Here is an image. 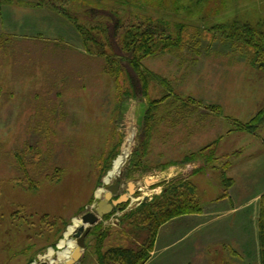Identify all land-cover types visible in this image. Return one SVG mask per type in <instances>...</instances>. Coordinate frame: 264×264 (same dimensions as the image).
Returning <instances> with one entry per match:
<instances>
[{"label":"rangeland","instance_id":"obj_1","mask_svg":"<svg viewBox=\"0 0 264 264\" xmlns=\"http://www.w3.org/2000/svg\"><path fill=\"white\" fill-rule=\"evenodd\" d=\"M45 2L0 0V36L10 39L0 58V264L56 260L54 254L51 260L46 257L48 249L59 251L58 242L72 220L82 222L94 213L103 197L97 191L106 187L104 179L129 132L131 158L114 198L127 191L129 182L135 192L124 207L118 205L90 225L75 264H97L98 233H106L104 247L113 245L124 216L180 178L193 183L202 212L162 225L146 263L259 264L264 125L247 133L237 130L231 119L245 123L261 109L264 73L250 67L241 51L206 38L198 54L188 48L179 55L144 58L143 70L165 78L172 92L160 104L143 154L145 98L121 95L75 22L94 23L112 13L124 28L147 19L206 28L250 24L264 30V0L54 1L75 22ZM107 53L115 52L107 48ZM148 91L152 99L167 93L154 79ZM212 106H220L221 115ZM19 151L32 165L31 178H24L15 162ZM225 180L232 183L223 195ZM75 233L70 238L76 242ZM168 245L173 246L162 251Z\"/></svg>","mask_w":264,"mask_h":264},{"label":"trees","instance_id":"obj_2","mask_svg":"<svg viewBox=\"0 0 264 264\" xmlns=\"http://www.w3.org/2000/svg\"><path fill=\"white\" fill-rule=\"evenodd\" d=\"M54 1L56 0H47L43 5H49L70 21H76L68 10H63L62 4L56 5ZM124 2L129 3V0H124ZM33 5L43 6L39 3ZM70 6L73 7V2ZM89 14L91 16L90 21L95 19L92 10H89ZM103 19L110 22L105 23ZM149 21L147 19L134 20L124 28L116 15L106 13L105 17L103 14L101 19L98 18L97 23L89 22L82 25L75 22V26L83 36L89 52L100 55L104 72L115 78L121 95L129 98L138 96L145 98L147 108L142 120L141 146L139 148L143 154L147 152L160 104L169 99L168 93L172 92V88L165 78L154 73L148 74L143 70L141 61L144 58L159 54L179 55L188 48H194L198 54L197 50L203 41L202 39L206 38L210 42L219 41L236 51H241L250 67L264 73V30L258 27L250 24L232 23L206 28L186 22ZM121 30L122 32L119 34ZM8 41H10L8 37L0 36V58L4 55ZM107 48L115 53L113 55L108 54ZM150 79H154L162 85L167 93L159 99L150 98L148 91ZM211 109L217 115L222 113L220 106H212ZM231 122L239 131L256 133L264 125V104L248 122L243 123L237 119H231ZM15 160L21 167L24 178H31L32 165L25 159L22 152L16 153ZM47 177V179L53 180V177ZM32 181L33 184L37 185L35 179ZM224 182L225 192L223 195L232 183L231 180ZM258 205V255L259 264H264V194L259 198ZM119 207L122 208L124 205H119ZM201 212L202 205L197 199L193 183L187 178L177 179L165 187L159 196L150 201L141 202L124 216L122 219L124 227L117 233L118 241L113 245L104 247L103 241L106 238V233H98L96 263L145 264L153 251L157 233L162 225L171 219ZM126 243L131 245H125Z\"/></svg>","mask_w":264,"mask_h":264},{"label":"water","instance_id":"obj_3","mask_svg":"<svg viewBox=\"0 0 264 264\" xmlns=\"http://www.w3.org/2000/svg\"><path fill=\"white\" fill-rule=\"evenodd\" d=\"M129 159H130V154L127 156L123 168H121L118 174L114 177L113 182L106 186V191L103 194V197L97 202L94 208V213L86 214L83 217L82 219L83 225H81L78 228L77 232L75 233L76 236L75 249L73 250L70 258L67 261L59 264H75L82 255V251L84 249V239L86 234L90 230V225L95 223L98 218H101L104 215L109 214L114 207L126 203L129 200V198L134 194L135 192L134 184L129 182L127 191L123 194H120L117 198H114V196H116L120 188V180L124 172V167L127 166V164L129 163ZM148 182L149 181H146V183Z\"/></svg>","mask_w":264,"mask_h":264},{"label":"bare ground","instance_id":"obj_4","mask_svg":"<svg viewBox=\"0 0 264 264\" xmlns=\"http://www.w3.org/2000/svg\"><path fill=\"white\" fill-rule=\"evenodd\" d=\"M132 144H133V132H129L122 147L121 154L114 161L111 170L104 179L106 186L110 184L112 179H114V177L118 174L119 170L123 168L124 162L127 156L130 154ZM105 191H106V187L100 188L97 191V195L104 194ZM81 225H82L81 220L73 219L71 225H69L67 229L64 231L62 239L59 240L58 242L59 251L55 253L52 248L48 249L46 257H48L51 260L53 254L56 256V260L52 262V264L63 263L70 258L73 250L76 247V242L72 240L70 237L77 231V229Z\"/></svg>","mask_w":264,"mask_h":264},{"label":"crops","instance_id":"obj_5","mask_svg":"<svg viewBox=\"0 0 264 264\" xmlns=\"http://www.w3.org/2000/svg\"><path fill=\"white\" fill-rule=\"evenodd\" d=\"M219 158H220V157H219ZM230 191H231V190H230ZM262 194H263V193H262ZM260 195H261V194H256L255 197H257V196L259 197ZM171 246H173V245H168V246L162 248V251H164V250L167 251L168 249H171V248H172ZM149 260H150V259H149ZM149 260H148V261H149ZM95 262H96V261H95ZM145 264H147V263H145Z\"/></svg>","mask_w":264,"mask_h":264}]
</instances>
